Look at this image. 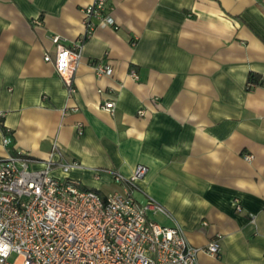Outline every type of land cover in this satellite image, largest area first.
<instances>
[{"label":"crops","instance_id":"crops-1","mask_svg":"<svg viewBox=\"0 0 264 264\" xmlns=\"http://www.w3.org/2000/svg\"><path fill=\"white\" fill-rule=\"evenodd\" d=\"M92 1L0 0V157L51 159V175L101 196L145 165L133 195L173 217L153 218L193 247L219 240L198 264H264V0H106L117 28L87 35ZM54 34L81 43L73 93L43 59ZM251 72L262 83L248 88Z\"/></svg>","mask_w":264,"mask_h":264},{"label":"built area","instance_id":"built-area-1","mask_svg":"<svg viewBox=\"0 0 264 264\" xmlns=\"http://www.w3.org/2000/svg\"><path fill=\"white\" fill-rule=\"evenodd\" d=\"M99 26L117 28L106 11V0H93L84 7L85 34ZM50 40L54 57L45 53L43 59L53 64L67 91L73 93L81 43L67 46L56 34ZM95 71L110 75L112 67L98 63ZM130 75L137 78L134 71ZM99 108L113 115L116 102L104 98ZM77 130L82 132L81 124ZM244 157L252 158L251 154ZM31 160L23 153L0 157V264H198V251L215 256L220 252L217 238L203 247L191 246L178 224L153 218L161 214L172 219L168 209L153 199L141 203L135 198L133 191L147 171L145 165H137L127 177L114 173L123 190L101 196L51 175V159L38 170L29 167ZM75 164L61 168L66 172Z\"/></svg>","mask_w":264,"mask_h":264},{"label":"trees","instance_id":"trees-1","mask_svg":"<svg viewBox=\"0 0 264 264\" xmlns=\"http://www.w3.org/2000/svg\"><path fill=\"white\" fill-rule=\"evenodd\" d=\"M260 76L256 73H249L248 75V83H258V84H261L262 83V80H259ZM248 88H249V85H248Z\"/></svg>","mask_w":264,"mask_h":264},{"label":"rangeland","instance_id":"rangeland-1","mask_svg":"<svg viewBox=\"0 0 264 264\" xmlns=\"http://www.w3.org/2000/svg\"><path fill=\"white\" fill-rule=\"evenodd\" d=\"M14 258V254H12L9 259L12 260Z\"/></svg>","mask_w":264,"mask_h":264}]
</instances>
